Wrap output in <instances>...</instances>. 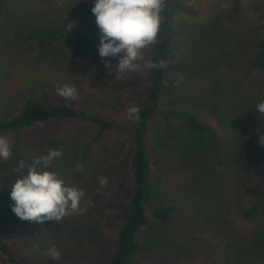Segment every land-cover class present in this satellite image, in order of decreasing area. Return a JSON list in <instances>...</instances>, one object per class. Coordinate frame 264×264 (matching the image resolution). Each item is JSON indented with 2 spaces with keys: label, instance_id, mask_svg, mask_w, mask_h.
<instances>
[{
  "label": "rangeland",
  "instance_id": "1",
  "mask_svg": "<svg viewBox=\"0 0 264 264\" xmlns=\"http://www.w3.org/2000/svg\"><path fill=\"white\" fill-rule=\"evenodd\" d=\"M94 0H0V121L25 108L65 105L94 115L52 119L6 134L19 151L0 159V231L22 264H107L127 213L134 186L133 126L127 108L147 105L156 42L143 50L135 71L120 73L117 58L98 54L100 31ZM80 24L90 45L71 56L75 34L40 39L41 29ZM165 77L156 113L143 136L148 163L144 212L148 225L136 233L139 250L130 264H264V71L252 66L264 38V0H172ZM105 61L113 65L106 69ZM75 85L78 97L57 95ZM203 128L194 133L186 119ZM57 139L63 155L52 171L84 190L86 212L42 225L12 211V182L21 161L30 165ZM81 163L83 171H75ZM27 174V169L23 170ZM100 177L108 184L101 188ZM170 207L167 224L152 215ZM39 243V251L34 244ZM55 245L59 261L44 253ZM0 264H8L1 261Z\"/></svg>",
  "mask_w": 264,
  "mask_h": 264
},
{
  "label": "clouds",
  "instance_id": "2",
  "mask_svg": "<svg viewBox=\"0 0 264 264\" xmlns=\"http://www.w3.org/2000/svg\"><path fill=\"white\" fill-rule=\"evenodd\" d=\"M165 0H94L91 12L101 33L98 54L102 58H118L115 68L120 73L135 71L144 60L143 50L156 42L160 12ZM74 22L66 25L71 31ZM145 67H156L151 62H144ZM106 69L113 65L105 61ZM161 67L164 65L161 64ZM57 95L64 99L75 100L79 93L75 85L62 84L56 86ZM256 109L264 114V100ZM130 119H138L139 107L132 103L127 108ZM264 146V135L258 139ZM12 155L11 142L5 135H0V159L8 160ZM63 155L61 150L48 149L46 154L34 158L30 165L23 161L19 163L15 178L10 188V199L14 202L11 211L22 221L35 222L42 225L45 221L58 222L63 218L80 214L93 206L87 201L86 207H81L84 190L78 185H69L55 171L50 170L52 162ZM27 169V174L23 170ZM84 165L78 163L75 171H83ZM108 184L107 177H100L101 188ZM39 243L34 244L33 250L39 251ZM53 260L59 261L61 254L55 245H50L46 252Z\"/></svg>",
  "mask_w": 264,
  "mask_h": 264
},
{
  "label": "trees",
  "instance_id": "3",
  "mask_svg": "<svg viewBox=\"0 0 264 264\" xmlns=\"http://www.w3.org/2000/svg\"><path fill=\"white\" fill-rule=\"evenodd\" d=\"M172 0H165L164 6L160 12V26L156 39V53L153 56L151 63L156 67H151V76L149 81L148 101L147 105L138 113V119L133 126L134 150H133V165H134V186L127 205L126 217L120 228L117 236L116 247L113 255L107 264H130L133 256L138 252L140 246L136 240V233L148 225V221L144 212V202L147 197V177L148 163L143 143V136L158 108L159 98L163 89L165 77V58L168 50L170 35V5ZM81 25V24H80ZM75 26L71 31H67L66 27H56L52 29H41L40 34L35 35L44 39H56L63 37L67 32L75 34L71 56L74 59H79L87 47L90 45V39L80 33L81 27ZM257 52L252 60V66L260 71H264V38L260 39L256 44ZM164 66L161 67L160 65ZM84 119L88 123L96 126H109L107 122L101 118L89 115L83 111H77L65 105L52 106L45 109L25 108L19 115L7 121H0V135L14 134L31 128L35 125L45 123L52 119ZM185 124L194 133L201 134L202 126L193 119H186ZM48 146L52 149H58L59 143L57 139L51 138L48 141ZM12 154L19 151L18 139L14 138V145L11 149ZM153 217L163 224L170 222L173 209L170 207H154L152 210ZM6 224L5 219L0 216V231ZM0 259L8 264H22L16 260L8 245L0 239Z\"/></svg>",
  "mask_w": 264,
  "mask_h": 264
}]
</instances>
